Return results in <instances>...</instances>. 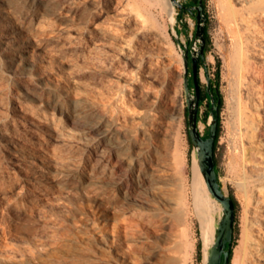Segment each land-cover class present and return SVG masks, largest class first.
Wrapping results in <instances>:
<instances>
[{"label": "rangeland", "instance_id": "obj_1", "mask_svg": "<svg viewBox=\"0 0 264 264\" xmlns=\"http://www.w3.org/2000/svg\"><path fill=\"white\" fill-rule=\"evenodd\" d=\"M204 1L209 41L200 79L206 85L210 76L223 97L216 162L222 186L238 202L231 264H252L236 248L246 205L251 223L260 196L258 185L229 171L227 125L237 110L260 111L250 100L252 76L247 79L243 64L255 59L264 66V0ZM114 2L0 0V264H117L121 245L113 220L126 205L127 186L143 180L164 185V178L173 186L172 201L168 206L154 198L143 207L153 211L155 224L140 226V234L151 235L152 244L131 250L129 259H147L153 246L161 253L157 264H206L215 235L207 246L206 220L193 192L198 151L190 140L183 55L186 46L193 49L197 12L188 10L179 22L171 1L163 8L157 0H126L119 19ZM14 48L27 51L21 56L28 55V65ZM108 70L123 77L111 81ZM192 70L190 60V77ZM208 111L205 100L202 133ZM77 120L90 128H76ZM217 202L215 234L222 215ZM250 241L256 246L264 239Z\"/></svg>", "mask_w": 264, "mask_h": 264}, {"label": "bare ground", "instance_id": "obj_2", "mask_svg": "<svg viewBox=\"0 0 264 264\" xmlns=\"http://www.w3.org/2000/svg\"><path fill=\"white\" fill-rule=\"evenodd\" d=\"M125 1L126 0H115V2L112 4L113 7L116 9V11L119 13L118 14L119 19H123L125 17L124 14L127 13L128 6H127V3ZM157 1L162 4L163 8H168L171 4V2L169 0H157ZM238 1H241L244 3L247 0H238ZM243 3H240V4L242 5ZM151 16H153V14H151ZM247 16H249V15H247ZM171 17L173 18V11H171ZM253 18H254V16H253ZM240 19H241V16H240ZM244 20L247 22L248 27H250L249 23H248L249 19L247 20V18H244ZM250 20H253L252 22L254 23L255 19H250ZM245 21H243L244 24H246ZM239 25H240V23H239ZM241 26L243 27V25H241ZM255 26L257 27V25H255ZM248 29H247V31H248ZM250 30H251V28H250ZM98 31L103 33L102 29H98ZM247 31L245 30V32H247ZM249 32H251V31H249ZM248 35H250V34H248ZM238 39L241 40V37ZM237 41H239V40H237ZM244 41H246V40H244ZM255 41H252V42L255 43ZM1 42L5 45L8 43V41H5V40H2ZM259 43L256 44V46L259 45L258 47H260ZM246 44H248L250 46L253 45V44H251V42L246 43ZM261 45H262V43H261ZM251 49H253V46L251 47ZM248 50H250V49L248 48ZM255 50L257 51V48H255ZM22 52H27V51L25 49L14 48L13 55L20 57V58H27V65H28V55L26 56L24 54L23 56H21ZM253 52H255V51L253 50ZM251 53H252V51H251ZM262 53H260V54H262ZM254 61H255V59H254ZM254 61L247 60L246 63L244 62L243 71L245 74H247V77H248V75L252 76V78L249 80L250 85H248V86H250V92H251L250 94L253 93V97H252L253 99H250V100L254 104H252V103L251 104L254 105L255 108L262 111V113L259 114L260 113V111H259V113H258L259 116H256L255 114H257V113L255 112V114H253V112H252L253 109L252 110L250 109L251 111H249V112H252L250 114H247L248 109H246L245 112L243 109L242 110L243 114L246 113L243 115L242 112L237 110V115H235L236 113L234 114L235 116H237L236 118L234 117L236 119V121L232 120L233 122H230L229 125H227L228 126L227 128H229V129H227V130H229V132H227V133L230 134L231 141H232V143H231L232 151L230 153L229 171L236 173V174H243L245 177L244 179H246V183L248 185H255V187H256V185H258L257 186L258 189L257 188H255V189L258 190L257 194L260 196V197H258L260 199L257 202L258 208H256L255 212H254L255 213L254 216L256 218H255V220H253L251 222L253 227L250 225L251 224L250 221H248V206L250 205V204H248L249 201L246 205V209H245L244 216H243V223H242L243 227H242L240 244L236 248V253L240 259L245 260L248 257H251L252 258L251 259L252 264H264V241L261 243L258 242V244L256 246L251 245V241H250L251 239H260V240L264 239V225H263L264 222L262 223V220L264 218V213L261 210L263 203H264V155L262 156V154H261V152L264 154L263 149H261V148H264V66L254 62ZM29 64L31 66H34L36 64L35 59L29 58ZM108 73L110 75H112V77L110 78L111 81L114 78H122L123 77L122 75H119L112 70H108ZM247 79H249V77ZM246 83L244 81L245 85H246ZM256 84H260L261 87L263 88V91L261 90L262 89L261 87H260L261 89L258 91L257 89L259 88V85H258V88H256V86H257ZM260 91H262V93H260ZM236 92H237V90H236ZM245 105L247 106V104H245ZM248 107L249 106H247L246 108H248ZM235 108H237L236 104H235ZM235 108H231V109L232 110L234 109L233 111H235L236 110ZM238 109H240V108H238ZM231 118L229 120H231ZM75 124H76V128H79V129L84 128V127L90 128V125H88L86 122H84L82 120L75 121ZM244 125L246 126V130L244 128ZM247 138L249 139L251 146L245 145V142H246L245 140ZM167 164L165 162L161 163L162 170H166L165 166H167ZM193 171H194V174H193V192H194L196 205L198 206L200 212L203 214L204 220H206L205 235H206L207 246H208L213 241L214 235H215V227H214L215 216L213 213L216 209L219 210L220 206L218 205L217 199H214L211 196V194L207 188V185L204 181L202 172L200 170V167H199L197 161H195ZM231 175H232V173H231ZM164 180H165L164 185L158 184V183L153 182V181H144L143 180V181H139L137 186L135 185V187L130 186V185L127 186V191L125 192V203H126V205L123 206V210H121V212H120L121 217L120 218L114 217L115 219L113 220L115 227L117 228V229H115V231L119 232V235H120L118 240H119L120 245H121V246L115 247L118 256H117V259H114V261L117 264H157V261L160 259L161 253L159 254L156 251V249L153 248V246L150 249V251L148 250L149 252L147 251L148 256H147V259H145V260H141L139 258H130L129 259V256H130L131 250H136L142 246L152 244L151 235L142 236V234H140V230H141L140 226H143V227L149 229L148 226L153 225V223H154L153 219L155 220V218H152L153 217L152 216L153 211L150 212L148 210H144L143 207L145 205L146 206L153 205L154 198L161 199L164 202V204L168 205V206L170 205V203L172 201L173 186L171 185V183L166 178H164ZM258 183H260V185ZM255 192L253 191V193H255ZM253 198H254V196H253ZM256 201H257V199H256ZM114 213H116V212H114ZM120 213H118L119 216H120ZM202 214H201V216H202ZM209 214H211V215H209ZM255 225H256V228L258 229L257 233H254V231L256 229V228H254ZM155 228H156V226H155ZM157 229H158V227H157ZM120 231H121V233H120ZM139 235H141V236H139ZM105 243L108 246V243L106 241H105ZM155 247H156V245H155ZM111 248H112V246H111ZM100 249L103 251H106L107 247L100 246Z\"/></svg>", "mask_w": 264, "mask_h": 264}, {"label": "water", "instance_id": "obj_3", "mask_svg": "<svg viewBox=\"0 0 264 264\" xmlns=\"http://www.w3.org/2000/svg\"><path fill=\"white\" fill-rule=\"evenodd\" d=\"M174 6L180 9L187 7L189 9L196 8L197 13V29L195 34V39L193 42V49L186 46L184 52V62L186 69V90L188 97V124L190 137L193 146L198 151V164L202 172L203 178L207 185L209 192L222 204V215L219 220V225L217 232L215 234V239L208 250L206 256V264H222L223 255H225L224 264H230L231 253L226 250V245L228 241H232L234 237V224L236 219V204L234 197L227 192L220 181V176L217 172L216 167V155L214 149V142L217 134L218 121L215 114V109L219 107L216 106V100L214 94L211 93V77L207 78L208 91L211 93L212 99V111L209 117V123L211 124V133L206 138L199 127V111L202 98V86L200 79L199 70V59L202 57L206 61V25L208 22V15L206 14L203 0L199 3L187 6L181 0H170ZM175 37L179 39L176 34ZM190 57L192 58V74L194 81V89L191 86L190 77Z\"/></svg>", "mask_w": 264, "mask_h": 264}, {"label": "trees", "instance_id": "obj_4", "mask_svg": "<svg viewBox=\"0 0 264 264\" xmlns=\"http://www.w3.org/2000/svg\"><path fill=\"white\" fill-rule=\"evenodd\" d=\"M200 0H186L184 1L185 5L187 6H192L193 5V2L194 3H199ZM203 3H204V7L206 9V5H205V1L203 0ZM192 11L191 9L187 8V7H184L183 9H180L178 10V21L179 22H182L184 21V14L188 11ZM193 12V11H192ZM176 40L178 42L181 43L180 39H177ZM208 41H209V33H208V26L206 25V46L208 44ZM205 50H207V48L205 47ZM205 63L204 59L201 57L199 59V70L201 68V66ZM220 73L218 72V79L220 78ZM191 80L193 82V77H191ZM211 82H212V79H211ZM211 87H212V84H211ZM216 90H217V96H215V99L217 100V104H218V112L216 114V118H217V121H218V128H217V134H216V138H215V142H214V149H215V155H216V150H217V147H218V143H219V137L221 135V118H220V110L222 108V104H223V97H222V94L220 92V89L218 86L215 87ZM211 96V95H210ZM205 98L208 99L207 101V104L210 106V104H212V99L211 101L209 100V93H205V95H202V98H201V104L202 102L205 100ZM200 104V105H201ZM190 140H191V137H190ZM216 167H217V164H216ZM217 172H218V167H217ZM218 175L220 176L219 172H218ZM235 198V197H234ZM235 201L237 203V208H238V202H237V199L235 198ZM234 246H235V239L233 240V242L231 243V246H230V252H231V260H232V257H233V250H234Z\"/></svg>", "mask_w": 264, "mask_h": 264}, {"label": "flooded vegetation", "instance_id": "obj_5", "mask_svg": "<svg viewBox=\"0 0 264 264\" xmlns=\"http://www.w3.org/2000/svg\"><path fill=\"white\" fill-rule=\"evenodd\" d=\"M195 4L196 3L193 2V5H195ZM192 11L193 12H197V9L196 8H193ZM190 60L192 61V58L191 57H190ZM191 83H192V80H191ZM211 84H212V82H211ZM201 86H202L201 94L202 95H205V93H209V100L210 101H211V96H210L211 93L214 94V96H217V90H216V88H215V86L213 84H212V87H211V93L208 91V82L206 83V85L201 84ZM192 87L194 88V86H192ZM194 91H195V89H194ZM205 100H206V104H207L208 99L205 98ZM216 106H218L217 100H216ZM207 107L209 109L208 112L211 113L213 104H210V106L207 104ZM217 112H218V109H215V114H217ZM210 133H211V124L209 123L208 130L205 133H203V136L207 138L210 135ZM234 200H235V198H234ZM235 204H236V216H237V203H236V201H235ZM235 232H236V219H235V224H234V237H233V240L235 239ZM233 240L227 242V245H226V248H225L226 250H229L230 251V246H231V243L233 242ZM224 260H225V255H223V262H222V264H224ZM231 261L232 260L230 258V264H231Z\"/></svg>", "mask_w": 264, "mask_h": 264}]
</instances>
